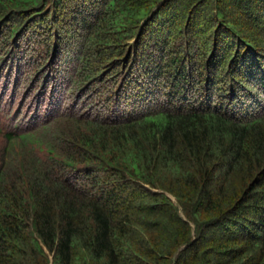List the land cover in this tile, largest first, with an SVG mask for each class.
I'll use <instances>...</instances> for the list:
<instances>
[{
	"label": "trees",
	"instance_id": "trees-1",
	"mask_svg": "<svg viewBox=\"0 0 264 264\" xmlns=\"http://www.w3.org/2000/svg\"><path fill=\"white\" fill-rule=\"evenodd\" d=\"M0 264H264V0H0Z\"/></svg>",
	"mask_w": 264,
	"mask_h": 264
},
{
	"label": "rangeland",
	"instance_id": "rangeland-1",
	"mask_svg": "<svg viewBox=\"0 0 264 264\" xmlns=\"http://www.w3.org/2000/svg\"><path fill=\"white\" fill-rule=\"evenodd\" d=\"M68 60H69V59H68ZM68 60H67V61H68ZM69 64L72 65L71 61H69Z\"/></svg>",
	"mask_w": 264,
	"mask_h": 264
}]
</instances>
